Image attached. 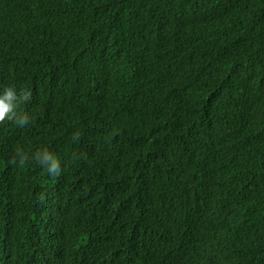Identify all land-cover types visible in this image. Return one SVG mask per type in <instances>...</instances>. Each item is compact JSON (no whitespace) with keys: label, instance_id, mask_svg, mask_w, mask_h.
I'll use <instances>...</instances> for the list:
<instances>
[{"label":"trees","instance_id":"obj_1","mask_svg":"<svg viewBox=\"0 0 264 264\" xmlns=\"http://www.w3.org/2000/svg\"><path fill=\"white\" fill-rule=\"evenodd\" d=\"M7 86L0 264H264V0H0Z\"/></svg>","mask_w":264,"mask_h":264},{"label":"clouds","instance_id":"obj_2","mask_svg":"<svg viewBox=\"0 0 264 264\" xmlns=\"http://www.w3.org/2000/svg\"><path fill=\"white\" fill-rule=\"evenodd\" d=\"M32 92L27 88H21L19 92L14 86H7L0 92V125L7 122H14L18 127H25L32 117L27 113L19 111L20 106L28 102ZM78 138L77 136L74 139ZM35 162L44 167L52 176H59L61 173L60 160L47 148L37 151L33 157ZM29 160V156L23 150L18 149L12 158L11 163L23 167Z\"/></svg>","mask_w":264,"mask_h":264},{"label":"bare ground","instance_id":"obj_3","mask_svg":"<svg viewBox=\"0 0 264 264\" xmlns=\"http://www.w3.org/2000/svg\"><path fill=\"white\" fill-rule=\"evenodd\" d=\"M53 247V246H52ZM54 250V249H53ZM57 250V249H56ZM53 253V252H52ZM51 253V254H52ZM58 253H59V250H58ZM59 255H61V254H59ZM60 257V256H59ZM63 257H64V255H63ZM45 259H46V257H45ZM48 260V259H47ZM47 260H46V262H47ZM52 260H54V259H52ZM56 260V259H55ZM60 260H61V258H60ZM54 262V261H53ZM78 262H80V261H78ZM45 263V262H44ZM56 263V262H55ZM57 264H59V263H57Z\"/></svg>","mask_w":264,"mask_h":264}]
</instances>
